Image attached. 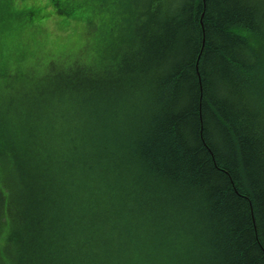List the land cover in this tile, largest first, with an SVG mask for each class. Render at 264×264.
Listing matches in <instances>:
<instances>
[{
	"label": "trees",
	"instance_id": "trees-1",
	"mask_svg": "<svg viewBox=\"0 0 264 264\" xmlns=\"http://www.w3.org/2000/svg\"><path fill=\"white\" fill-rule=\"evenodd\" d=\"M9 1L0 264H264V0ZM50 17L104 32L40 56Z\"/></svg>",
	"mask_w": 264,
	"mask_h": 264
},
{
	"label": "rangeland",
	"instance_id": "rangeland-1",
	"mask_svg": "<svg viewBox=\"0 0 264 264\" xmlns=\"http://www.w3.org/2000/svg\"><path fill=\"white\" fill-rule=\"evenodd\" d=\"M8 3H13L14 6L19 9H25L37 5L48 13L54 11V8L48 4V0H10ZM67 20V30H60V26L63 25L66 20L58 17L46 18L40 22L41 27L37 28L39 31L36 33L37 40L40 46L43 47V52L39 53L40 56H45L51 53L76 52L80 48L84 49V47H87L91 41L92 35L94 37H99L102 36L104 32L102 31L103 28L101 26L98 30H91V33L88 34L87 24L85 26L84 23L75 22L71 18ZM98 24L101 25L102 21ZM97 70V64L88 62L73 63L72 68L68 70L55 66L54 69L49 70L46 73L36 88L31 91L14 90V88L18 89V87L8 88L7 97L17 98L18 100L35 99L44 95L56 82L72 76L75 71L97 73Z\"/></svg>",
	"mask_w": 264,
	"mask_h": 264
}]
</instances>
